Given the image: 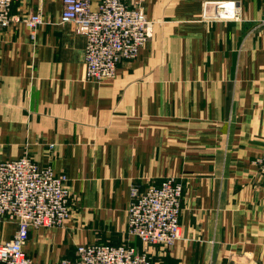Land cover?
Returning <instances> with one entry per match:
<instances>
[{"label": "crops", "instance_id": "obj_1", "mask_svg": "<svg viewBox=\"0 0 264 264\" xmlns=\"http://www.w3.org/2000/svg\"><path fill=\"white\" fill-rule=\"evenodd\" d=\"M123 1L144 7L152 35L100 82L83 79L86 36L59 22L63 0L13 1L15 19L48 21L35 40L21 21L0 29V161L28 154L70 189L71 217L32 228L24 250L38 264L74 258L80 244L142 251L127 231L132 188L173 176L183 237L146 246L155 262L264 264L253 162L264 154V0H237L239 21L204 18L218 0ZM17 228L0 216V243Z\"/></svg>", "mask_w": 264, "mask_h": 264}, {"label": "built area", "instance_id": "obj_2", "mask_svg": "<svg viewBox=\"0 0 264 264\" xmlns=\"http://www.w3.org/2000/svg\"><path fill=\"white\" fill-rule=\"evenodd\" d=\"M14 0H0V29L21 21L33 40L48 23L41 13L14 18ZM59 22H72L86 36L83 79L100 82L118 73L122 59H133L152 35V21L141 5L129 7L123 0H63ZM213 7V9H211ZM204 18L241 20L237 0L206 1ZM54 145H50L52 148ZM264 175V154L253 161ZM183 184L169 176L145 190L133 187L127 209V231L138 237L142 251L129 243L80 244L74 258L52 264H164L155 262L146 246L172 247L182 239L180 212ZM70 189L65 174H55L51 165L41 167L28 154L0 161V216L18 223L13 237L0 243L3 264H38L24 250L30 230L63 225L71 217Z\"/></svg>", "mask_w": 264, "mask_h": 264}, {"label": "rangeland", "instance_id": "obj_3", "mask_svg": "<svg viewBox=\"0 0 264 264\" xmlns=\"http://www.w3.org/2000/svg\"><path fill=\"white\" fill-rule=\"evenodd\" d=\"M107 244V243H106ZM57 263V262H56Z\"/></svg>", "mask_w": 264, "mask_h": 264}]
</instances>
